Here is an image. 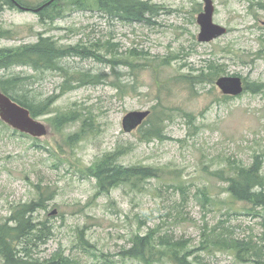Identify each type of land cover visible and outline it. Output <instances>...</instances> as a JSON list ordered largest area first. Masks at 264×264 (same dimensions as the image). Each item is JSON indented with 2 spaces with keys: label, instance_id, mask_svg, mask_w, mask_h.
I'll list each match as a JSON object with an SVG mask.
<instances>
[{
  "label": "rangeland",
  "instance_id": "obj_1",
  "mask_svg": "<svg viewBox=\"0 0 264 264\" xmlns=\"http://www.w3.org/2000/svg\"><path fill=\"white\" fill-rule=\"evenodd\" d=\"M21 1L30 8H0V50L44 37L90 56L66 57L60 70H0V79L20 78V93L36 108L45 105L36 119L48 128L32 138L0 121V222L42 199L32 218L50 234L30 248L41 261L59 254L69 264H142L123 252L135 236L151 234L157 249L178 244L192 264H264V207L227 191L234 172L256 158L264 180V0H212L213 23L227 33L209 43L197 41L203 0H141L159 10L149 24L72 0H55L52 14L35 12L49 0ZM210 63L220 77L261 84L262 92L229 98L208 77H179L208 75ZM80 73L98 82H74ZM134 111L150 115L126 133L122 119ZM154 114L164 118L163 138L146 141ZM67 115L75 119L57 126ZM110 154L159 177L99 194L88 169Z\"/></svg>",
  "mask_w": 264,
  "mask_h": 264
},
{
  "label": "trees",
  "instance_id": "obj_2",
  "mask_svg": "<svg viewBox=\"0 0 264 264\" xmlns=\"http://www.w3.org/2000/svg\"><path fill=\"white\" fill-rule=\"evenodd\" d=\"M19 5L30 8L29 5L21 0H16ZM56 1L43 8L46 12L55 9L52 7ZM71 3L90 6H95L99 11L105 12L110 16L123 21L125 23H144L149 24L150 18L156 16L159 12L158 8L149 2L141 0H72ZM3 6L13 7L8 0H0V8ZM264 9V5L261 6ZM39 13V12H38ZM53 20V19H52ZM0 33V39L3 38ZM88 57L89 53L86 49L72 47L64 49L49 39L40 37L35 44L25 45L13 50H0V70L7 69L12 66H28L35 71L40 69H57L59 61L66 57ZM208 75H180L181 79H186L189 83L192 81L202 82V77H208L212 84L220 78L221 73L219 65L210 63L207 66ZM74 82L78 84H87L91 81L98 82L99 77H92L86 73L76 74ZM20 78H12L3 80L0 79V91L10 97L13 101L29 110L32 117L38 116V111L45 110L44 104H40L38 108L29 100L25 94H21V85L17 80ZM252 93H260L263 90L261 84L253 83L250 87L245 86V91ZM244 91V92H245ZM230 98V97H229ZM48 104V103H47ZM156 117H159L158 119ZM189 117V116H188ZM156 118L148 130L143 132L146 141L152 139H162L163 129L161 123L164 120L156 114L151 115L149 121ZM75 119L73 115H67L59 118L56 122L57 126L65 125ZM87 121L84 122L83 128L87 126ZM149 121L147 123H149ZM86 123V124H85ZM97 181L96 187L99 194L110 192L119 184L128 183L136 186L139 182L158 178L157 169L143 166L122 167L116 162V155L110 154L96 162L93 167L88 169ZM261 162L258 158L255 159L252 165L248 168H238L229 178L227 191L230 196L237 201L251 203L258 207H264V180L260 175ZM260 190V191H258ZM40 208H43V200L39 199L24 205H21L6 222H0V257L3 264H69V260L62 255H53L51 260H39L32 256L30 248H36L39 244L45 243L50 229L45 225L34 223L33 215ZM81 241L84 242L82 239ZM220 243V242H219ZM163 249H157L153 235L135 236L132 239V246L123 254L128 259L139 261L142 264H155L167 262L169 264H192L187 260L185 254L181 255V249L178 244H167Z\"/></svg>",
  "mask_w": 264,
  "mask_h": 264
},
{
  "label": "water",
  "instance_id": "obj_3",
  "mask_svg": "<svg viewBox=\"0 0 264 264\" xmlns=\"http://www.w3.org/2000/svg\"><path fill=\"white\" fill-rule=\"evenodd\" d=\"M203 2V12L197 17V24L200 27L197 40L201 43H208L226 34V29L213 23V1L203 0ZM215 85L224 96L237 97L244 91L243 82L239 77L223 76L215 81ZM149 115V111L127 113L122 119L123 131L126 133L133 132ZM0 120L11 129L32 138H41L48 134V128L33 118L28 109L22 107L1 91Z\"/></svg>",
  "mask_w": 264,
  "mask_h": 264
},
{
  "label": "flooded vegetation",
  "instance_id": "obj_4",
  "mask_svg": "<svg viewBox=\"0 0 264 264\" xmlns=\"http://www.w3.org/2000/svg\"><path fill=\"white\" fill-rule=\"evenodd\" d=\"M8 1H9V3H10L11 5H13V7L17 8V5H15L14 2H13L12 0H8ZM17 9H18V8H17Z\"/></svg>",
  "mask_w": 264,
  "mask_h": 264
}]
</instances>
